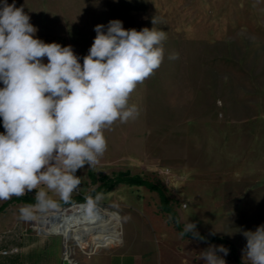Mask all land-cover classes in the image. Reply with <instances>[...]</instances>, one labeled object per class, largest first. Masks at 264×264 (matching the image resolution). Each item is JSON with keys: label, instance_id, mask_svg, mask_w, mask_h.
I'll return each mask as SVG.
<instances>
[{"label": "rangeland", "instance_id": "374dc122", "mask_svg": "<svg viewBox=\"0 0 264 264\" xmlns=\"http://www.w3.org/2000/svg\"><path fill=\"white\" fill-rule=\"evenodd\" d=\"M25 1L36 22L70 35L81 64L97 24L106 32L119 19L125 29L140 30L151 28L154 17L167 36L162 64L131 94L138 117L106 129L107 150L94 167L81 169L73 199L34 210V218L91 200L101 212L121 215L122 225L111 226L120 225L126 242L139 246L142 264H203L200 251L215 244L181 235L157 191L122 183L104 192L101 176L129 171L163 184L183 227L194 223L198 233L232 242L237 259L228 248L226 264H249L239 229L264 224V0ZM26 223L29 233L42 232L41 222ZM74 234L60 235L61 246L66 242L79 262L122 241L107 236L83 249ZM18 243L4 237L1 249Z\"/></svg>", "mask_w": 264, "mask_h": 264}, {"label": "clouds", "instance_id": "9594fccd", "mask_svg": "<svg viewBox=\"0 0 264 264\" xmlns=\"http://www.w3.org/2000/svg\"><path fill=\"white\" fill-rule=\"evenodd\" d=\"M156 23L153 17L151 28L125 29L114 19L106 32L97 24L81 64L71 45L36 37L23 6L0 0V200L34 191L36 203L19 208L22 220L55 209L50 193L68 202L81 184L77 171L94 167L107 150L104 131L138 117L131 94L164 60L167 36ZM239 232L246 238L242 259L264 264V224ZM187 233L203 239L194 223L185 224L181 235ZM228 254L224 245L209 244L200 259L226 264Z\"/></svg>", "mask_w": 264, "mask_h": 264}, {"label": "crops", "instance_id": "0c3cea01", "mask_svg": "<svg viewBox=\"0 0 264 264\" xmlns=\"http://www.w3.org/2000/svg\"><path fill=\"white\" fill-rule=\"evenodd\" d=\"M9 4L13 0H8ZM17 7L23 6L25 13L30 16V23L38 28L36 37L43 40L45 43L56 42L62 46H68L73 43L70 35L63 32H52L44 24L36 22L29 9V3L25 0H15ZM47 63V58L43 59ZM0 87L3 84L0 83ZM5 130L3 121L0 118V133ZM77 176L81 179V169L77 171ZM75 191L72 197H74ZM53 199L60 200L54 193H50ZM32 198L35 200V193L29 192L22 197H12L9 200H0V250L4 237L17 239L18 244L9 247H18V253L10 255H0V264H63V248L61 246V234L53 232H38L37 234L29 233L27 221H24L19 216V208L28 203L24 202L23 198ZM35 204V203H34ZM36 215V213H34ZM41 222V218H33ZM40 228V227H39ZM64 239V238H63ZM107 244H102L104 246ZM118 248H102L99 251L88 252V256L81 259L78 264H142L141 249L132 241H127L125 236L122 241L117 244ZM66 246V242H65ZM100 247V246H99ZM111 247V246H110ZM68 248V246H66Z\"/></svg>", "mask_w": 264, "mask_h": 264}, {"label": "bare ground", "instance_id": "6f19581e", "mask_svg": "<svg viewBox=\"0 0 264 264\" xmlns=\"http://www.w3.org/2000/svg\"><path fill=\"white\" fill-rule=\"evenodd\" d=\"M99 209L93 203L88 202L47 213L41 218L40 229L43 232L61 234L67 238L75 233L73 239L83 249L88 242L94 247L101 238L107 236L112 237L114 241L123 239L125 232L120 226L122 225L121 215L101 212ZM116 220H119L120 225L111 226ZM81 223L83 228L76 227Z\"/></svg>", "mask_w": 264, "mask_h": 264}, {"label": "trees", "instance_id": "16d2710c", "mask_svg": "<svg viewBox=\"0 0 264 264\" xmlns=\"http://www.w3.org/2000/svg\"><path fill=\"white\" fill-rule=\"evenodd\" d=\"M90 177H91L93 183H97L99 180L95 176V174H93L92 172L90 173ZM100 180L103 182V184L106 187L104 189V192H107L108 190L112 189L114 186H116L118 184H122V183L145 185L150 190L157 191L160 195L162 211L167 212L172 217L174 227L179 232L182 233L184 231V227H183L182 223L180 222L179 215H178L177 211L174 209V205H173L171 199L169 198V196L167 195L163 184L155 183L151 180L144 179L139 175H131V173L129 171L118 172L117 174H115L112 177L104 175V176H101ZM71 199H73V197L70 198V200ZM23 200H24V202H26L28 204L36 203V201L32 198H26L25 197V198H23ZM63 203H65V202L62 200L57 201L58 205L63 204ZM184 236H189L192 238L199 239L197 237H194L192 235V233H187ZM199 237H202L203 239H199V240H202L204 242H210V243H213L215 245H221L222 244L225 247L230 248V250H231L230 253L232 254V256L235 257V259H237L236 248H235L234 244L232 242H230L229 240L224 239L222 237H218V236L207 235L205 233H199Z\"/></svg>", "mask_w": 264, "mask_h": 264}, {"label": "built area", "instance_id": "2783aa9c", "mask_svg": "<svg viewBox=\"0 0 264 264\" xmlns=\"http://www.w3.org/2000/svg\"><path fill=\"white\" fill-rule=\"evenodd\" d=\"M19 248L18 247H12L10 249H2L0 250V255H10L13 253H18ZM63 264H78L77 259L72 256L69 248H66L64 245V250H63Z\"/></svg>", "mask_w": 264, "mask_h": 264}]
</instances>
